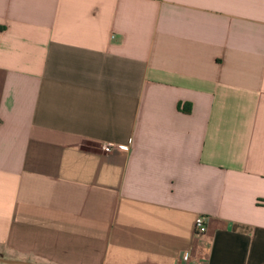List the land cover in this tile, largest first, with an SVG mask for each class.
<instances>
[{"label":"crops","instance_id":"1","mask_svg":"<svg viewBox=\"0 0 264 264\" xmlns=\"http://www.w3.org/2000/svg\"><path fill=\"white\" fill-rule=\"evenodd\" d=\"M0 258L264 264V0H0Z\"/></svg>","mask_w":264,"mask_h":264},{"label":"built area","instance_id":"2","mask_svg":"<svg viewBox=\"0 0 264 264\" xmlns=\"http://www.w3.org/2000/svg\"><path fill=\"white\" fill-rule=\"evenodd\" d=\"M100 148L103 152H109L111 150L126 151L128 147L126 145H112L109 143H104L101 145ZM205 223H206L205 217H199L196 219L194 223V227H193L195 234H201L204 231ZM186 258H187V255L186 254L183 255V259H186Z\"/></svg>","mask_w":264,"mask_h":264},{"label":"water","instance_id":"3","mask_svg":"<svg viewBox=\"0 0 264 264\" xmlns=\"http://www.w3.org/2000/svg\"><path fill=\"white\" fill-rule=\"evenodd\" d=\"M0 263L1 264H31V263L24 262V261L8 260V259H1V258H0Z\"/></svg>","mask_w":264,"mask_h":264}]
</instances>
